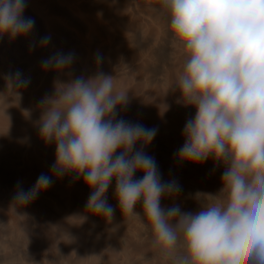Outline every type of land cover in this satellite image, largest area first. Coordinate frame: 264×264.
I'll use <instances>...</instances> for the list:
<instances>
[{"label":"clouds","instance_id":"9594fccd","mask_svg":"<svg viewBox=\"0 0 264 264\" xmlns=\"http://www.w3.org/2000/svg\"><path fill=\"white\" fill-rule=\"evenodd\" d=\"M158 4L168 17L169 47L183 58L174 90L179 102L195 109L178 159L199 164L212 158L223 165L219 193H197L196 213L161 207L179 186L162 183L155 160L133 152L138 142L150 144L157 130L115 120L127 92L102 72L54 81L55 96L41 101L40 137L55 145L52 174L82 177L91 193L87 213L106 223L113 208L105 194L114 180L122 216L150 226L153 243L168 251L172 264H264V0ZM25 7L26 0H0V36L30 33L34 20L23 17ZM73 60L72 53H56L42 67L60 72ZM51 183L41 174L34 188L16 194L17 203L27 205ZM138 204L142 212L135 210Z\"/></svg>","mask_w":264,"mask_h":264},{"label":"bare ground","instance_id":"6f19581e","mask_svg":"<svg viewBox=\"0 0 264 264\" xmlns=\"http://www.w3.org/2000/svg\"><path fill=\"white\" fill-rule=\"evenodd\" d=\"M23 17L34 20L27 36H0V264H172L168 251L153 243L150 226L122 216L114 180L105 194L113 208L111 222L87 213L90 189L74 173L52 174L55 145L45 144L38 124L41 101L55 96L54 81L101 72L114 77L116 89L128 97L126 106L117 107L115 120L155 128V143L171 140L167 150H173L174 161L162 159L160 145L151 153L161 182L174 181L180 189L174 198H162L161 207L200 211L201 205L191 202L196 203L197 193H219L224 166L212 158L199 164L178 159L183 128L181 133L175 129L180 138L172 130L175 124L167 127L172 119L166 115H182L185 126L195 109L179 102L174 90L183 58L169 47L167 14L158 0H26ZM45 37L50 41L42 46ZM56 53H72L71 66L44 70L42 62ZM143 148L138 142L133 152ZM178 170L186 173L171 175ZM41 174L51 176V186L27 205L17 203L16 194L34 188ZM133 178L141 179L142 173ZM184 193L187 203L179 199ZM135 210L142 212V206Z\"/></svg>","mask_w":264,"mask_h":264},{"label":"rangeland","instance_id":"374dc122","mask_svg":"<svg viewBox=\"0 0 264 264\" xmlns=\"http://www.w3.org/2000/svg\"><path fill=\"white\" fill-rule=\"evenodd\" d=\"M176 92H178V91H176ZM176 92H175V93H176ZM178 93H179V92H178ZM178 93H176V94H178ZM166 96H167V95H166ZM167 98H168V97H167ZM167 98H166V97L164 98V103H165V104L169 103V100H168ZM168 114H169V115H168ZM168 114L166 115V118H165V119H166V120H169V119H172V120H173V119H174V120H173V121L171 120V122H170L171 125H169V122L166 121V122H168V123H166L167 127H168V126H172V125L175 124V125H176V128H175V125H174V127L172 126V127H173L172 130H174V133L176 132V130L179 131V132L181 133L180 129H181V128L184 129V127H185V126H184V123H183V122H184V121H183L184 119L182 118L183 116L180 115L181 117H179L177 114H174V113H172L173 115L170 114V113H168ZM170 115H171V118H170ZM174 115H175V116L177 115V117H179L181 121L179 120V118H176ZM168 116H169V117H168ZM190 116H191L192 118H194V116H195V111L191 112V113H190ZM181 118H182L183 120H182ZM176 119H177V120H176ZM179 121H180L181 124L179 123ZM182 121H183V122H182ZM173 122H174V123H173ZM176 123H178V124H176ZM166 125H165V126H166ZM177 125H178L179 128L177 127ZM180 126H181V127H180ZM175 129H176V130H175ZM176 133H177V132H176ZM180 133H177V136L179 135L180 138H183L184 136L182 137V136L180 135ZM182 133H183V131H182ZM171 139H172V138H171ZM167 141H168V142H167ZM170 141H171V140H170ZM170 141L167 139L166 142H164V143L162 142V144H160V142L158 143V142L156 141V143H155V142L152 140L150 144H148V145H146V146L144 145L143 152H144L147 156L151 157V155H152L151 153H153L154 149L157 148V147L160 145L159 148H161V147H162V148L159 149V150H161V151H159V153L162 154V159H163L164 161L166 160V162H168L169 160L172 161L173 159H175L174 154H173V150L171 149V153H172V154L170 153L169 150H167L168 148H170V146H169ZM165 143H166V144H165ZM152 144H154V145H152ZM156 144H157V145H156ZM167 144H168V145H167ZM162 145H163V146H162ZM165 145H167V146H165ZM153 147H155V148H153ZM148 148H149V149H148ZM164 148H165V149H164ZM144 149H145L146 151H145ZM151 149H152V151H151ZM162 151H163V152H162ZM161 152H162V153H161ZM168 152H169V153H168ZM163 154H165V156H164ZM170 154H171V155H170ZM163 157H165V158H163ZM172 157H173V159H172ZM173 161H174V160H173ZM183 162L186 163L185 161H182V163H183ZM197 168H199V167H197ZM184 170H186V169H183V171H184ZM173 172H174V171H170L171 175H174V176H176L177 178H180V177H181V174H183V173L185 174V173H186V172H181L180 170H178V172L175 171V172H177V173H173ZM170 173H167V174H164V175L167 176V177H169V176H171V175H169ZM184 174H183V175H184ZM168 175H169V176H168ZM187 175H188V173H187ZM187 175H185V176H187ZM198 175H200V173H199ZM179 176H180V177H179ZM188 176H189V175H188ZM182 177H184V176H182ZM190 177H191V175H190ZM187 186H190V185H187ZM184 195H185V197L187 196L186 193H184L183 195H181V198L179 197V199H180V201L184 200V202L187 203L188 200H189V198L186 197V200L183 199ZM174 197H175V196H172V197H169V198L172 199V198H174ZM185 197H184V198H185ZM167 199H168V198H167ZM167 199H166V200H163V201L166 202ZM171 199H168V200H171ZM181 199H182V200H181ZM194 199H196V201H195L196 203H193V202H194V201H193ZM194 199L192 200L193 202H191L194 206L197 207L198 205H201L200 202L197 200L196 197H195ZM198 207H199V206H198ZM200 207H201V206H200ZM113 219H114V218H113ZM120 220H121V219H120ZM129 262L131 263L132 261L129 260L128 263H126V264H130ZM131 264H132V263H131Z\"/></svg>","mask_w":264,"mask_h":264}]
</instances>
